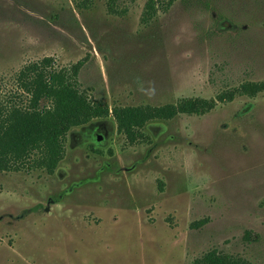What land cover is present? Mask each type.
Wrapping results in <instances>:
<instances>
[{
    "label": "rangeland",
    "instance_id": "obj_1",
    "mask_svg": "<svg viewBox=\"0 0 264 264\" xmlns=\"http://www.w3.org/2000/svg\"><path fill=\"white\" fill-rule=\"evenodd\" d=\"M148 1L0 0V105L26 104L18 76L45 58L79 64L110 110L264 81V0H161L143 19ZM141 132L129 144L109 115L68 132L52 175L0 172V264H264V93Z\"/></svg>",
    "mask_w": 264,
    "mask_h": 264
},
{
    "label": "trees",
    "instance_id": "obj_2",
    "mask_svg": "<svg viewBox=\"0 0 264 264\" xmlns=\"http://www.w3.org/2000/svg\"><path fill=\"white\" fill-rule=\"evenodd\" d=\"M161 0H149L146 16ZM173 0H168L171 4ZM50 58L24 68L20 87L28 97L26 104L0 105V172L43 170L54 173L65 153L68 132L92 120L114 119L117 132L129 144L141 140V130L151 120L167 121L177 115H202L217 102L231 101L236 96L255 97L264 93V81L243 83L219 94L216 100L184 99L161 107H113L89 100L79 89V64L71 69L50 70ZM111 112V113H110ZM201 264H248L243 260L208 254Z\"/></svg>",
    "mask_w": 264,
    "mask_h": 264
},
{
    "label": "flooded vegetation",
    "instance_id": "obj_3",
    "mask_svg": "<svg viewBox=\"0 0 264 264\" xmlns=\"http://www.w3.org/2000/svg\"><path fill=\"white\" fill-rule=\"evenodd\" d=\"M95 128H96L95 132H103L105 135L107 134L106 127H105L104 124H98V125L95 126ZM75 137H78V136H73L72 138H75ZM98 138H99V136H97V139Z\"/></svg>",
    "mask_w": 264,
    "mask_h": 264
}]
</instances>
